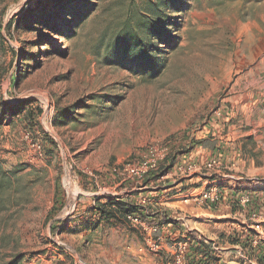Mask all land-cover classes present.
Returning <instances> with one entry per match:
<instances>
[{"label": "rangeland", "instance_id": "374dc122", "mask_svg": "<svg viewBox=\"0 0 264 264\" xmlns=\"http://www.w3.org/2000/svg\"><path fill=\"white\" fill-rule=\"evenodd\" d=\"M163 1L77 0L78 17H59L54 0H0V264H171L185 227H168L183 214L158 203L175 191L165 170L216 157L264 186V0ZM163 144L157 174L114 189L116 170ZM108 198L163 227L150 239L160 250L101 217ZM229 212L184 216L217 239Z\"/></svg>", "mask_w": 264, "mask_h": 264}, {"label": "built area", "instance_id": "2783aa9c", "mask_svg": "<svg viewBox=\"0 0 264 264\" xmlns=\"http://www.w3.org/2000/svg\"><path fill=\"white\" fill-rule=\"evenodd\" d=\"M171 146L168 144L153 145L147 148L140 161L127 162L114 173L117 185L127 186L134 183H144L145 180L157 174L161 165L168 160ZM178 171L190 177L199 176L206 180L222 179L226 171H234L236 163H225L220 158L212 157L204 164H191L183 167L176 163ZM173 167V168H174ZM176 168V170H177ZM187 171V172H186ZM232 181L238 184L258 185L263 179L257 177H236L230 175ZM228 191L224 186L187 189L183 192V202L218 211L224 205L228 206L232 221L225 228L220 237L213 239L204 235L199 229L189 226L184 215H175L169 218V225L180 222L185 231L172 235L170 247L171 264H264V190L246 189L238 187ZM200 190V192H199ZM103 194L116 196L110 189H100ZM146 200H143V204ZM131 225L140 227L147 235V241L154 250H160L159 244L151 243L152 235L163 230L158 224H151L139 217L129 216ZM168 225V226H169ZM225 252H234L239 257L228 260ZM229 254V253H228ZM237 261V262H236Z\"/></svg>", "mask_w": 264, "mask_h": 264}, {"label": "crops", "instance_id": "0c3cea01", "mask_svg": "<svg viewBox=\"0 0 264 264\" xmlns=\"http://www.w3.org/2000/svg\"><path fill=\"white\" fill-rule=\"evenodd\" d=\"M191 164H193V163H190L188 161L186 164L183 163V167H188ZM176 168L177 167H174V168H172L169 171L165 170V172H167V175L165 177L166 178H172L171 181H170L171 184L168 187L175 186L173 188V190H175V191L172 193V195L168 194L167 195L168 198H164L163 197L164 194H165V191L161 190V191L157 192L158 197H160L162 199V200H159L158 203L161 206H165V208L170 210V212H172V213L177 212V213H182L183 215L192 214V215H190V217L194 216L193 214H196V215L199 214L200 216H204L205 214H210L211 215L214 211H212V210H210L208 208H204V207L201 208L199 206L194 207L193 205H191V206L190 205H186L183 202V200H182V198L184 196L183 195V190L179 189V187H182L183 185L187 184V182H185V179H187V178H192V180H197L200 177L199 176L198 177L197 176L190 177L192 175H189V176H186V177H184V176L182 177V175H184L183 171L182 170L178 171V170H176ZM150 177H148L146 179V181L147 180L149 181ZM228 179H229V176H225L222 179H219V178L215 177V178L210 179V180H205L202 183V187H200V188L197 187V188H199L200 190H203V189L208 188V187H217V186L231 184V181L229 182ZM159 181L160 180H158V182ZM148 188L149 187H146V189H148ZM244 188H246V189H256V190H259V191L264 190V186H258V185L254 186V185L246 184V186ZM160 189H162V188H160ZM168 227H171V226L169 225Z\"/></svg>", "mask_w": 264, "mask_h": 264}, {"label": "trees", "instance_id": "16d2710c", "mask_svg": "<svg viewBox=\"0 0 264 264\" xmlns=\"http://www.w3.org/2000/svg\"><path fill=\"white\" fill-rule=\"evenodd\" d=\"M55 2V8H54V13L59 12L60 16L59 17H67L69 16H73V17H78L79 13H73L70 9H69V5H73L74 3L76 4L77 0H54ZM151 4V2H150ZM168 4V0L163 1L162 3V7H166ZM42 8H46V6L41 5ZM150 11L153 13V15L155 16L157 14V12H160V7L159 6H155L153 5L150 6ZM82 8V6L80 7ZM59 17H56V19H59ZM75 23H73L74 25ZM147 24V28L148 30H153L155 27H158L159 25L157 24V22L155 20H151L150 22H146ZM70 31L71 33H73V28H67L64 29L62 31V35L67 32ZM141 65H143V63H141ZM108 201L106 203H103L101 205H97L96 209L99 211V214L101 217L108 219V220H118V221H125V222H129L128 221V217L129 216H134V217H139L142 218L143 220L148 221L147 219H145V217H143L142 213H141V209L140 207H138L137 205H134L132 202L129 201H123V200H111V199H107ZM54 207H53V211L51 213H54ZM191 264H194V261L192 260Z\"/></svg>", "mask_w": 264, "mask_h": 264}, {"label": "bare ground", "instance_id": "6f19581e", "mask_svg": "<svg viewBox=\"0 0 264 264\" xmlns=\"http://www.w3.org/2000/svg\"><path fill=\"white\" fill-rule=\"evenodd\" d=\"M73 193L75 194V191H73Z\"/></svg>", "mask_w": 264, "mask_h": 264}]
</instances>
